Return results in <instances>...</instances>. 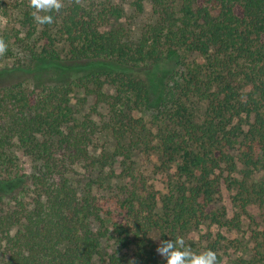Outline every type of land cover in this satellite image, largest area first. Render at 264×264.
<instances>
[{
	"label": "trees",
	"instance_id": "1",
	"mask_svg": "<svg viewBox=\"0 0 264 264\" xmlns=\"http://www.w3.org/2000/svg\"><path fill=\"white\" fill-rule=\"evenodd\" d=\"M15 1L28 31L9 37L34 82L0 84V264H166L156 248L177 236L217 254L223 238L189 234L239 229L215 209L222 185L264 211V0H64L43 26ZM166 53L186 70L154 81ZM142 158L168 176L164 191ZM254 239L259 258L241 264H264V232Z\"/></svg>",
	"mask_w": 264,
	"mask_h": 264
},
{
	"label": "rangeland",
	"instance_id": "2",
	"mask_svg": "<svg viewBox=\"0 0 264 264\" xmlns=\"http://www.w3.org/2000/svg\"><path fill=\"white\" fill-rule=\"evenodd\" d=\"M10 0H0V38H3L8 44V51H12L10 56L7 51L3 57H0V84H9L14 82L22 81L28 87H33L34 75H26L18 72V67L24 66L28 63L21 50H18L14 45V41L9 36L14 32L22 33V36L27 34V29L21 27L20 21L22 19L20 15V8L17 7V2ZM19 4L23 3V0H19ZM27 5L28 0H26ZM9 4V6H7ZM151 6L146 4V14L136 21H143L149 16ZM126 17H131V12L128 10ZM130 23H133L130 20ZM113 26H117V23H113ZM8 38H7V37ZM13 37V36H12ZM183 59L186 60V64L189 63H203L202 59L196 55L181 54ZM163 63L159 66L154 67L152 72H149L150 78L154 81H162L164 83L168 74L175 75L185 71L186 68L176 66L177 58L170 57L168 53L163 56ZM182 59V61H183ZM174 61V62H173ZM27 62V63H26ZM157 68V69H156ZM146 76V75H145ZM167 77V76H166ZM159 88V87H158ZM77 98L83 97L82 94H77ZM77 98L76 101H77ZM94 100H90L87 107L84 109L86 113L91 111V107L94 106ZM189 110L194 114V119L202 122L205 118L206 104L199 101L198 97H192L190 102L187 104ZM107 115L105 109H99V114L94 116L97 121L104 120ZM144 116V114H139ZM152 113H146L145 118L151 117ZM139 159V158H138ZM21 167L26 171L30 172L31 163L20 154ZM152 168L151 162L145 158H142L138 162V169L145 175H148V184L156 191H164L166 183L168 182V176L159 171L148 172ZM173 173V172H172ZM170 173V174H172ZM236 192L230 191L226 186L222 185L220 188L219 195L215 198V209L223 210L226 214L223 221H231L239 217L240 226L239 229L234 230L231 227H223L211 222H206L198 230L193 231L189 234V239L194 240L198 243H202L203 247H207L210 243H214L216 240L223 238L224 241H220L217 245L218 253L221 257L220 264H241L243 261H250L257 257L260 248L256 240L254 239L255 232H264V211L261 210L258 205L249 206L246 210L241 209L238 204L234 201ZM264 253V251L262 250Z\"/></svg>",
	"mask_w": 264,
	"mask_h": 264
},
{
	"label": "clouds",
	"instance_id": "3",
	"mask_svg": "<svg viewBox=\"0 0 264 264\" xmlns=\"http://www.w3.org/2000/svg\"><path fill=\"white\" fill-rule=\"evenodd\" d=\"M76 4L80 0H75ZM29 8L33 11L31 15L37 25H50L54 22L51 13H59L64 7V0H28ZM8 51V44L0 38V57ZM156 252L166 264H218L215 251L211 249L202 252H194L191 247L186 246L185 239L177 236L175 240H160ZM134 264V262H133Z\"/></svg>",
	"mask_w": 264,
	"mask_h": 264
}]
</instances>
